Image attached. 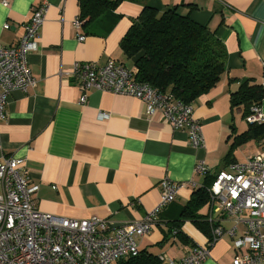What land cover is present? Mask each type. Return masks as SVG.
Instances as JSON below:
<instances>
[{
	"label": "crops",
	"instance_id": "1",
	"mask_svg": "<svg viewBox=\"0 0 264 264\" xmlns=\"http://www.w3.org/2000/svg\"><path fill=\"white\" fill-rule=\"evenodd\" d=\"M41 1H46V11L39 48L27 56L34 83L26 91H11L0 109V158L25 160L29 185L36 187V208L117 224L139 220L153 209L160 202L158 183L164 177L185 182L175 200L161 209L150 232L138 239L139 250H150L163 257L160 264H169L187 250L204 246L209 255L202 264H233L236 251L228 233L209 243V236L192 220L179 222L178 230L171 227L208 176L194 173L198 159L216 172L229 162L245 161L261 144L262 139L237 138L249 123L241 106H231L230 93L245 78L264 85V0H121L107 12L117 20L105 36L88 31L93 24L105 29V20L88 25L82 20L80 30L74 27L79 0H8L7 6L0 4L3 45L18 41L32 7ZM145 5L189 12L192 20L214 30L225 47L219 81L193 101L204 147L192 146L186 131L172 129L161 118L148 121L143 104L131 95L90 89L86 102H79L81 90L69 75L77 61L103 66L112 58L135 68L137 57L127 58L119 43ZM80 33L85 35L82 41L77 39ZM260 108L264 113V100ZM198 213L210 224L234 226L231 217L212 210L210 197ZM243 228L242 223L236 225L237 235Z\"/></svg>",
	"mask_w": 264,
	"mask_h": 264
},
{
	"label": "built area",
	"instance_id": "2",
	"mask_svg": "<svg viewBox=\"0 0 264 264\" xmlns=\"http://www.w3.org/2000/svg\"><path fill=\"white\" fill-rule=\"evenodd\" d=\"M0 4L7 6L9 2L0 0ZM45 11L46 1L34 5L18 41L13 45L0 42V109L11 91H26L34 83L27 56L39 48V28ZM73 24L80 30V16L75 17ZM77 39L82 41L85 35L80 33ZM136 73V68L128 69L110 58L103 66L77 61L69 75L81 90L79 102H86L90 89L131 95L143 104L148 121L161 118L172 129L186 131L192 146L204 147L201 123L193 115V102L185 103L170 92L158 91L149 83L137 80ZM245 121L264 122L260 106H251ZM193 171L214 177L208 187L212 210L231 217L234 222L230 229L220 225L213 227L209 243L228 233L236 251L233 264L264 263V140L245 161L230 162L213 172L203 159H198ZM190 184L197 186L194 181ZM186 185L166 177L161 179L158 183L160 202L139 220L116 224L110 219L95 217L75 219L39 211L32 199L36 187L29 185L25 160L2 157L0 264H111L136 255L138 239L150 232L161 209L173 202L179 189ZM239 223L244 228L237 235ZM208 255V247H194L178 261L169 260V264H202Z\"/></svg>",
	"mask_w": 264,
	"mask_h": 264
},
{
	"label": "trees",
	"instance_id": "3",
	"mask_svg": "<svg viewBox=\"0 0 264 264\" xmlns=\"http://www.w3.org/2000/svg\"><path fill=\"white\" fill-rule=\"evenodd\" d=\"M120 1L79 0V16L81 20H87V25L96 19L105 20V29L93 24L88 29L89 33L105 36L109 32L117 16H108L107 12ZM119 46L127 58L137 57V80L149 83L160 92H170L185 103L193 102L217 84L227 59L225 47L215 31L207 24L195 22L189 12H181L179 7L158 10L150 5L143 6L121 38ZM262 100L264 85L252 78L242 79L237 89L230 93L231 106H241L244 117L251 106H260ZM237 138L241 139L239 141L247 138L264 140V123H249L247 130ZM213 178L206 176L203 186L193 191L192 198L180 209L181 219L173 221L171 230H178L179 222L189 219L211 240V230L216 224L203 220L204 216L198 210L210 197L208 187ZM160 261V256L142 249L136 255L111 264H160Z\"/></svg>",
	"mask_w": 264,
	"mask_h": 264
},
{
	"label": "rangeland",
	"instance_id": "4",
	"mask_svg": "<svg viewBox=\"0 0 264 264\" xmlns=\"http://www.w3.org/2000/svg\"><path fill=\"white\" fill-rule=\"evenodd\" d=\"M257 150H258V149H257ZM257 150H256V151H257ZM256 151H255V152H256ZM255 152H254V153H255ZM240 154L243 155V151H241Z\"/></svg>",
	"mask_w": 264,
	"mask_h": 264
}]
</instances>
